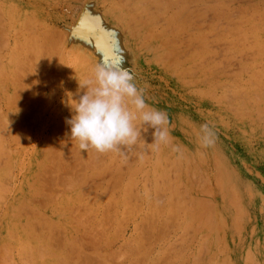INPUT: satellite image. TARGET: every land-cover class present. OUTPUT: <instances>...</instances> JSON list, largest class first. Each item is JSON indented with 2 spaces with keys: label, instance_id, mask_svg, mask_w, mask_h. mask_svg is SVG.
<instances>
[{
  "label": "rangeland",
  "instance_id": "rangeland-1",
  "mask_svg": "<svg viewBox=\"0 0 264 264\" xmlns=\"http://www.w3.org/2000/svg\"><path fill=\"white\" fill-rule=\"evenodd\" d=\"M97 64L169 144L80 150ZM0 264H264V0H0Z\"/></svg>",
  "mask_w": 264,
  "mask_h": 264
},
{
  "label": "clouds",
  "instance_id": "clouds-1",
  "mask_svg": "<svg viewBox=\"0 0 264 264\" xmlns=\"http://www.w3.org/2000/svg\"><path fill=\"white\" fill-rule=\"evenodd\" d=\"M80 87L86 90L74 101L75 106H71L74 115L66 124L70 126L71 139L78 141L81 151L92 148L98 153L115 152L127 160L128 152L138 142L154 151L162 144H169L168 114L146 103L144 89L137 87L127 69L97 64L92 76ZM137 120L139 127L134 123ZM149 128L153 129V142L146 144L142 132L146 133ZM199 138L201 145L207 148L214 144L215 133L203 124ZM172 151L180 152L179 146H173ZM139 158L142 160L144 153Z\"/></svg>",
  "mask_w": 264,
  "mask_h": 264
},
{
  "label": "crops",
  "instance_id": "crops-1",
  "mask_svg": "<svg viewBox=\"0 0 264 264\" xmlns=\"http://www.w3.org/2000/svg\"><path fill=\"white\" fill-rule=\"evenodd\" d=\"M118 40H119V39H118ZM47 43H49V42H47ZM75 43H76L77 45L79 44L77 41H75ZM79 45H80V44H79ZM121 45H122V43H121ZM79 47H80V48H79L80 50H83L81 45H80ZM81 54H82V51H81Z\"/></svg>",
  "mask_w": 264,
  "mask_h": 264
}]
</instances>
